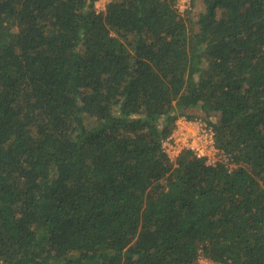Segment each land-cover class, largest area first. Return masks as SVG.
Instances as JSON below:
<instances>
[{
	"label": "trees",
	"instance_id": "obj_1",
	"mask_svg": "<svg viewBox=\"0 0 264 264\" xmlns=\"http://www.w3.org/2000/svg\"><path fill=\"white\" fill-rule=\"evenodd\" d=\"M199 1L0 0V264H264V0Z\"/></svg>",
	"mask_w": 264,
	"mask_h": 264
},
{
	"label": "built area",
	"instance_id": "obj_2",
	"mask_svg": "<svg viewBox=\"0 0 264 264\" xmlns=\"http://www.w3.org/2000/svg\"><path fill=\"white\" fill-rule=\"evenodd\" d=\"M110 0H97V11H105ZM161 149L170 163L184 151L190 152L194 157L202 159L208 166L228 161V156L221 152L215 143V129L210 121L201 118L188 119L179 116L173 130L161 143ZM194 264H213L205 257L201 250Z\"/></svg>",
	"mask_w": 264,
	"mask_h": 264
},
{
	"label": "rangeland",
	"instance_id": "obj_3",
	"mask_svg": "<svg viewBox=\"0 0 264 264\" xmlns=\"http://www.w3.org/2000/svg\"><path fill=\"white\" fill-rule=\"evenodd\" d=\"M97 5V4H96ZM192 5H193V8H192ZM176 8L182 12L183 10L185 9H188V8H191L195 11H199L201 9V6H200V1L199 0H195L194 2H192L191 0H176ZM198 112V111H197ZM196 112V113H197ZM192 113V112H191ZM199 113V112H198ZM210 122H213L216 120L215 117H211L209 118ZM226 166L229 167V169L231 168V165L229 164V159L228 161L226 162Z\"/></svg>",
	"mask_w": 264,
	"mask_h": 264
}]
</instances>
